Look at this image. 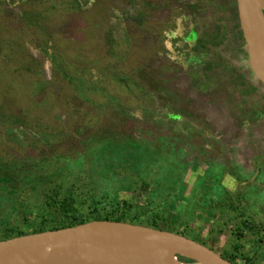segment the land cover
<instances>
[{
	"label": "rangeland",
	"instance_id": "rangeland-1",
	"mask_svg": "<svg viewBox=\"0 0 264 264\" xmlns=\"http://www.w3.org/2000/svg\"><path fill=\"white\" fill-rule=\"evenodd\" d=\"M164 1L171 9L193 2ZM195 1L206 7L200 22L233 30L227 38L235 37L237 51L223 54L230 58L223 67H235L263 93L237 28L235 0ZM140 2L0 0V228L31 230L46 193L59 187L74 192L82 208L128 206L139 221L154 212L174 216L168 221L183 236L219 255L236 253L238 243L236 264H264L261 224L246 218L258 230L239 239V222L232 220L242 209L234 203L239 198L250 201L244 213L258 212L264 226V209L258 211L264 172L253 175L252 165L264 156L263 139L244 136L245 126L234 123L229 134L240 130L241 143L223 153L207 148L200 134L211 135L213 126L196 114L216 124L220 105L188 90L186 80L182 94H169L177 84L156 73L165 64L153 57L163 46L153 35L167 20L159 12L163 2L150 0L144 14ZM211 5L220 8L213 12ZM23 12L38 14V22L29 24ZM181 13L190 15L174 9L169 21ZM140 82L145 88L136 90ZM245 91L240 88V96Z\"/></svg>",
	"mask_w": 264,
	"mask_h": 264
},
{
	"label": "flooded vegetation",
	"instance_id": "flooded-vegetation-1",
	"mask_svg": "<svg viewBox=\"0 0 264 264\" xmlns=\"http://www.w3.org/2000/svg\"><path fill=\"white\" fill-rule=\"evenodd\" d=\"M161 1L163 4L159 8V12L161 13L162 11L166 13L162 16L164 18L161 19L167 20L166 22L163 21L160 24V29L156 32V35L153 33L154 38L156 39L157 37L158 39V41H156L163 43L162 47L156 49V55L153 57L158 59V63H164L165 69L161 71L158 69L156 73L158 75H163V78H167L171 84L174 82V84H177V86L175 85L176 88L170 91V95L176 96L177 93L182 94L181 87L184 85L182 82L183 80H186V83L190 88L188 90L201 94L203 96V100H210L220 105L217 113V117H219V119L216 121V124L209 122V120H207L203 115L199 113L196 114L197 116L195 119H200V121L205 120L208 126H213L211 135L202 128L203 132L200 134V137L202 138L201 140L209 141L208 143L206 141L205 142L207 143V148L210 150H214L217 147L218 151L222 153L224 151L226 152L231 147H235V145L241 143L235 136L240 134V130H237L234 135L229 134L231 129L238 126L234 123H238L240 126H245V129H243L242 132L244 136L245 133H247V137L255 140L262 138L264 142V85L259 81L263 88L261 89L263 93H259L257 92L258 89L253 90L251 88L250 82L247 78H245V76L236 74L239 73V71L235 67H223L224 63H230V58L223 54L227 53L229 50L230 52L232 50L237 51L238 44H236L237 41H235V37L231 38V43H229L227 38L233 30H230L228 27L224 28V25H219L218 22L207 23L205 20L200 22L202 18H204L202 14L205 12L206 7H199L200 3L198 6V2L195 0H193V2L188 1L186 6L178 5L175 6V8L174 6H171L172 9L169 6L165 7L164 0ZM201 2H203L204 5L209 3L208 0H201ZM147 3H151L150 0H142V2H140L139 9H141L142 14H144V11L150 13V10H146ZM185 3L186 2L181 4ZM218 5L220 6L219 3ZM219 6L218 8H220ZM211 7H214L213 12L216 10L218 11L217 6L215 7L211 5ZM174 9H178L183 12L186 11L190 15L188 17L187 15L181 13L179 14V21H177L176 18L173 22H171V20L169 21V15ZM140 18L142 20L143 17L141 16ZM237 28H239V23ZM239 31L242 36L240 28ZM127 42L129 43V40ZM135 61L137 62V59H135ZM144 69L145 68L143 67L140 68L142 73L144 72ZM250 70L251 73H253L251 67ZM124 74L126 73L123 72L122 75L124 76ZM124 78L126 79V77ZM176 79L178 81L180 80V82H177ZM168 81L167 85L170 86ZM143 84L144 83L141 82L139 85L136 84L137 89H142L144 87ZM240 88H243V91L246 90L244 93L246 95L245 97H243L244 95L240 96ZM158 95L159 98L160 96L161 98L166 97V95H161L160 92ZM216 101H219V103ZM226 110L228 112H226ZM158 114L160 113L154 112V115ZM194 116L189 117V119L192 117L194 118ZM178 121L180 120L178 119ZM187 123L191 124L190 122ZM189 130L193 131L194 128H189ZM252 165L254 167H252L253 175L258 174L259 172L263 173L264 156L260 157L257 161L253 160ZM245 183L247 182H242V184ZM220 203L224 207L231 206V204L229 205L226 201ZM234 203L242 207V209H239V213H237L232 219L239 222L234 231L235 235L239 234L236 231L237 229H241L243 235H240V238L242 239L245 238L244 234L246 232L256 234V230H258V227H255L256 223L257 225L261 224V230H259L260 233L264 231V226L262 225L263 222L259 220L260 214H258V212L255 214L253 213L252 215L245 214V210H247V212L250 211L245 207L248 206L247 202H243L237 198ZM250 204L252 206L253 203ZM262 209L264 208L258 207V211H262ZM234 211H237L236 207L231 208L228 212ZM246 218H249L255 224L252 225L250 222V227L247 224L248 221H246ZM248 236L249 237L247 238H250V235ZM225 251L229 252L228 250H223L222 252Z\"/></svg>",
	"mask_w": 264,
	"mask_h": 264
},
{
	"label": "water",
	"instance_id": "water-1",
	"mask_svg": "<svg viewBox=\"0 0 264 264\" xmlns=\"http://www.w3.org/2000/svg\"><path fill=\"white\" fill-rule=\"evenodd\" d=\"M261 2L264 9V0ZM236 9L250 67L264 85V24L251 13L248 0H236ZM142 238H148L150 244L144 252L137 250V243ZM42 245H48L49 252L27 264H60L69 250L86 264H168L177 255L194 257L202 264H236L183 235L108 220L0 241V264L24 248Z\"/></svg>",
	"mask_w": 264,
	"mask_h": 264
},
{
	"label": "trees",
	"instance_id": "trees-1",
	"mask_svg": "<svg viewBox=\"0 0 264 264\" xmlns=\"http://www.w3.org/2000/svg\"><path fill=\"white\" fill-rule=\"evenodd\" d=\"M77 1V0H76ZM23 16H26V19L29 24L32 25V21L35 23L38 22L36 15H29L28 13L23 12ZM29 15V16H28ZM36 17V18H35ZM138 90V89H136ZM125 111L123 114L125 117L129 118ZM71 190V189H70ZM74 192H69L67 194H63L62 190L59 187H52L50 188L49 192L46 193L43 205L40 206L39 212L36 216V220L33 223V228L29 231H18L10 226H3L0 228V241L10 239L16 236H23L27 234L39 233L44 231L56 230L65 227L76 226L79 224L97 221V220H108L114 222H123V223H130L134 225H142L154 229L164 230L173 232L179 235H185L182 232H179L176 229L175 225H172L171 222L168 221L169 218H173L174 216H167L160 215L158 212H154L155 214L150 218H146L144 221L137 220L138 218L130 216V207L124 206L125 210L122 211L121 208H117L116 210L99 211L96 207L94 208H82L76 205V196L73 195ZM242 236L241 229L236 230ZM237 236V235H236ZM239 239H241L239 237ZM192 240L200 242L198 238H193ZM201 243V242H200ZM143 243L137 244V248L140 247ZM204 244V243H202ZM232 248L236 253L231 252H222L220 254L225 260L236 263L237 260V252L241 248L240 244L236 243L232 245ZM258 254V253H257ZM257 254H254L256 257ZM243 255V254H240ZM248 262L252 259L247 256H241ZM253 257V256H252ZM183 260V258H179Z\"/></svg>",
	"mask_w": 264,
	"mask_h": 264
},
{
	"label": "bare ground",
	"instance_id": "bare-ground-1",
	"mask_svg": "<svg viewBox=\"0 0 264 264\" xmlns=\"http://www.w3.org/2000/svg\"><path fill=\"white\" fill-rule=\"evenodd\" d=\"M249 8L253 16L262 20L264 24V9L262 7L261 0H248ZM143 243L137 250L146 251L149 248V239L142 238L138 241L137 244ZM50 250L48 245L42 246H29L21 250V252L17 253L13 258L8 259L4 264H27L32 260H36L45 256ZM179 258H183L180 260ZM60 264H86V262L82 261L72 250H69L64 260ZM168 264H202L198 262L194 257L185 256V255H177L175 259L170 261Z\"/></svg>",
	"mask_w": 264,
	"mask_h": 264
},
{
	"label": "crops",
	"instance_id": "crops-1",
	"mask_svg": "<svg viewBox=\"0 0 264 264\" xmlns=\"http://www.w3.org/2000/svg\"><path fill=\"white\" fill-rule=\"evenodd\" d=\"M262 199V197H260Z\"/></svg>",
	"mask_w": 264,
	"mask_h": 264
}]
</instances>
